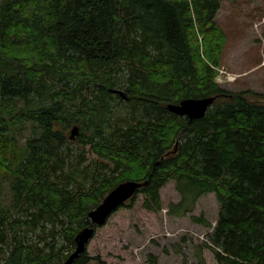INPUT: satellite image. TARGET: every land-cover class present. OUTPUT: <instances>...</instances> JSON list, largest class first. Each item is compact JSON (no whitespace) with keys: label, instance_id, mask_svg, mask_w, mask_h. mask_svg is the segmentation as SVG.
Returning <instances> with one entry per match:
<instances>
[{"label":"trees","instance_id":"1","mask_svg":"<svg viewBox=\"0 0 264 264\" xmlns=\"http://www.w3.org/2000/svg\"><path fill=\"white\" fill-rule=\"evenodd\" d=\"M221 5L2 1L0 193L10 200H0V264H62L88 213L127 180L146 182L138 193L152 211L171 180L183 197L171 208L182 215L193 209L188 198L214 192L220 207L207 245L217 263L264 264V93L251 99L216 82L227 40ZM211 96L201 119L167 107ZM74 125L78 147L65 135ZM88 145L113 166L84 164ZM91 260L86 251L74 264Z\"/></svg>","mask_w":264,"mask_h":264},{"label":"rangeland","instance_id":"2","mask_svg":"<svg viewBox=\"0 0 264 264\" xmlns=\"http://www.w3.org/2000/svg\"><path fill=\"white\" fill-rule=\"evenodd\" d=\"M216 20L227 35L216 82L231 92L249 90V98L259 99L253 94L264 93V0H222ZM71 129L65 131L67 137ZM31 135L30 128L18 134L19 142L24 144ZM72 142L79 146L76 138ZM84 152V164L97 161L113 166L89 145ZM160 195V210L145 208V194L137 193L98 226L87 244L86 251L93 258L89 264H99L97 257L106 264H218L206 242L218 219L216 194H205L196 201L188 198L184 208L193 209L185 215L181 214L183 208H171L183 198L174 180L161 188ZM1 198L10 200L6 188ZM192 216L203 217L212 226L196 222Z\"/></svg>","mask_w":264,"mask_h":264},{"label":"water","instance_id":"3","mask_svg":"<svg viewBox=\"0 0 264 264\" xmlns=\"http://www.w3.org/2000/svg\"><path fill=\"white\" fill-rule=\"evenodd\" d=\"M113 91L126 97V93L123 90L114 89ZM215 100L216 97L214 96L205 98H186L179 103H169L167 107L171 112L179 116H187L191 120L201 119L206 115L208 109L213 105ZM79 132V126L74 125L71 129L70 138L75 139L77 135H79ZM145 184L146 182L127 180L121 182L109 191L101 203L88 213L89 224L76 235V247L62 264H74L75 260L82 253L86 252L87 244L94 236L96 228L104 225L109 216L137 194L138 190Z\"/></svg>","mask_w":264,"mask_h":264},{"label":"built area","instance_id":"4","mask_svg":"<svg viewBox=\"0 0 264 264\" xmlns=\"http://www.w3.org/2000/svg\"><path fill=\"white\" fill-rule=\"evenodd\" d=\"M234 78V77H233ZM232 79V78H231ZM207 243H209L210 245H211V243H210V241L207 239V241H206Z\"/></svg>","mask_w":264,"mask_h":264}]
</instances>
